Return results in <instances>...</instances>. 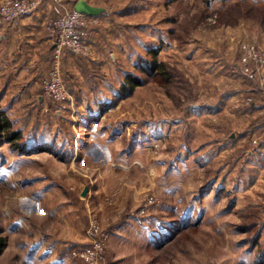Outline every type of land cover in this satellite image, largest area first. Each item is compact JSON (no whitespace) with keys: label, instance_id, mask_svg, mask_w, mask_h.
Returning <instances> with one entry per match:
<instances>
[{"label":"rangeland","instance_id":"374dc122","mask_svg":"<svg viewBox=\"0 0 264 264\" xmlns=\"http://www.w3.org/2000/svg\"><path fill=\"white\" fill-rule=\"evenodd\" d=\"M100 1L92 55L61 61L69 102L0 78V111L34 151L0 142V264H84L72 255L94 219L99 264L122 224H147L139 264H258L264 87L239 58L244 43L264 52V0ZM152 49L165 74L147 77ZM126 74L144 84L118 98Z\"/></svg>","mask_w":264,"mask_h":264},{"label":"built area","instance_id":"2783aa9c","mask_svg":"<svg viewBox=\"0 0 264 264\" xmlns=\"http://www.w3.org/2000/svg\"><path fill=\"white\" fill-rule=\"evenodd\" d=\"M44 4L49 6L52 16L44 26L52 53L49 69L41 80V88L47 99L65 104L69 102L70 94L61 75V61L67 54L82 57L92 55L89 33L90 28L97 24V18L76 12L67 6L65 0H1L0 27L15 26ZM240 48V74L252 80L258 77L259 85L264 87V75L261 78L258 76V72H264V52L245 43ZM87 237L88 244L74 251L72 256L84 264H99L108 233L102 231L94 219L87 230Z\"/></svg>","mask_w":264,"mask_h":264},{"label":"crops","instance_id":"0c3cea01","mask_svg":"<svg viewBox=\"0 0 264 264\" xmlns=\"http://www.w3.org/2000/svg\"><path fill=\"white\" fill-rule=\"evenodd\" d=\"M67 6L73 8L79 0H65ZM91 6L102 8L103 12L96 18L102 15H109L108 9L100 0H82ZM1 3V0H0ZM51 16L49 6L44 4L40 10L32 15L24 18L18 24L11 27H0V78H7L11 84L20 83L22 86L33 88L38 86V83L46 76L49 69V62L52 53V48L46 36L45 23ZM92 28L89 33V40L97 36V32L93 33ZM107 48L100 50L101 60L98 63L100 69L105 67L104 59L106 57ZM74 57L72 54H67L64 59L69 61L67 64L70 68L75 69L76 63L70 62ZM113 59V55H109ZM107 58V57H106ZM26 81V82H25ZM40 96H32L27 100H37ZM88 145L89 141L83 142ZM147 224H122L116 225L110 230V239L107 246L106 258L108 264H139L145 255H138L137 248L139 246L138 239L141 235V230L146 228ZM152 241V240H151ZM62 249L57 248L55 256L58 257ZM62 254V253H61Z\"/></svg>","mask_w":264,"mask_h":264},{"label":"trees","instance_id":"16d2710c","mask_svg":"<svg viewBox=\"0 0 264 264\" xmlns=\"http://www.w3.org/2000/svg\"><path fill=\"white\" fill-rule=\"evenodd\" d=\"M264 6V3L262 4ZM260 7V6H259ZM158 49H152L148 53L151 60H146L144 64H140L138 66L139 72L144 76H159L161 74H165V65L158 61ZM64 59V58H63ZM170 75L168 76V78ZM144 84V81L140 78L139 75L126 74L124 76V81L122 82V86L120 88V94H118V98H126L131 96L135 89L141 87ZM67 88V87H66ZM68 90V89H67ZM5 142L12 147H15L21 153H34L33 150H25L26 145L23 142V136L19 130H14L13 122L8 118V116L0 111V142ZM45 149H48L46 146L35 148L37 152H44ZM6 247V241L3 237H0V255L3 253ZM258 264H264V249L261 250L258 255Z\"/></svg>","mask_w":264,"mask_h":264},{"label":"water","instance_id":"95a60500","mask_svg":"<svg viewBox=\"0 0 264 264\" xmlns=\"http://www.w3.org/2000/svg\"><path fill=\"white\" fill-rule=\"evenodd\" d=\"M73 9L76 12H79L81 14H85V15L90 16V17L98 16L99 14H101L103 12L102 8L91 6L87 2L82 1V0L77 1L76 4L74 5ZM86 191H87V189L85 188L82 192V196L86 195Z\"/></svg>","mask_w":264,"mask_h":264}]
</instances>
